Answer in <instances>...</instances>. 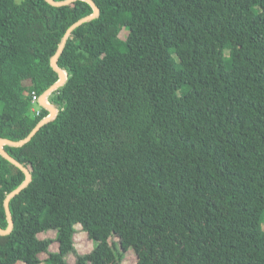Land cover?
<instances>
[{
	"label": "trees",
	"instance_id": "obj_1",
	"mask_svg": "<svg viewBox=\"0 0 264 264\" xmlns=\"http://www.w3.org/2000/svg\"><path fill=\"white\" fill-rule=\"evenodd\" d=\"M93 1L99 13L58 57L55 117L4 145L32 179L9 201L0 264H71L70 252L74 264H122L131 249L136 264H264V0ZM93 12L86 0H0V139L49 115L51 60ZM25 179L0 153L4 230ZM49 230L55 239L39 236Z\"/></svg>",
	"mask_w": 264,
	"mask_h": 264
},
{
	"label": "water",
	"instance_id": "obj_2",
	"mask_svg": "<svg viewBox=\"0 0 264 264\" xmlns=\"http://www.w3.org/2000/svg\"><path fill=\"white\" fill-rule=\"evenodd\" d=\"M50 3L54 4V5H65V4H69L72 1L75 0H64V1H55V0H48ZM88 1L94 8V12L81 18L80 20L76 21L74 24H72L70 26V28L68 29L67 33L64 36V39L57 51V53L53 56L52 60H51V64L53 66V68L58 71V73L60 74V79L54 83L52 86H50L40 97V103L42 106L46 107L47 109H49L50 113L47 117H45L43 120L40 121V123L31 131V133L24 139H21L19 141H14L11 139H7V138H3L0 139V153L3 154L4 157H6L9 161H11L12 163L16 164L17 166H19L21 169H23L26 173V179L25 181L16 189H14L6 198L5 200V207H6V212H7V216H8V220H9V226L6 230L2 229L0 227V233L1 234H6L9 231H11L12 227H13V218L11 215V211H10V205H9V201L10 199L18 194L19 192H21L25 187L28 186V184L30 183L31 179H32V174L31 172L28 170V168L26 166H24L21 162H19L16 158H14L10 153H8L5 148L4 145L5 144H11L14 146H20L23 145L24 143L28 142L33 135L39 130V128L47 121L51 120L52 118L55 117L56 113H57V108L51 104L48 100H47V96L56 88H58L59 86H61L66 78H67V73L66 71H64L62 68L59 67L58 65V57L65 45L66 39L68 37V35L70 34V32L76 28L77 26H79L80 24L84 23L87 20H90L92 18H94L98 13H99V8L98 6L95 4V2L93 0H86Z\"/></svg>",
	"mask_w": 264,
	"mask_h": 264
},
{
	"label": "rangeland",
	"instance_id": "obj_3",
	"mask_svg": "<svg viewBox=\"0 0 264 264\" xmlns=\"http://www.w3.org/2000/svg\"><path fill=\"white\" fill-rule=\"evenodd\" d=\"M121 38H126L128 35V29L124 28L121 32ZM36 107H39V105L36 103L35 104ZM209 198L211 199V201L214 203L215 206L218 207V209L223 212L226 210L225 205L215 196V195H210ZM56 231L55 230H49L43 233H40L39 236L41 238H47L50 237L52 239L56 238ZM233 237V238H232ZM229 238L231 239H227L225 240L226 244H234L237 245L239 247H243L242 249L244 251H246V254H249V252L247 251V243L244 242V239L241 238L240 236H230ZM116 241H118V238H114ZM75 241H76V247L77 250L81 253H88L93 249V241L90 239V237L88 236L87 232L83 230L82 226L80 224L77 225V232L75 234ZM51 250L52 251H56L58 250V243L57 242H53L52 246H51ZM47 253H42L41 257L42 259H46L47 258ZM259 256H253L252 258L253 260L259 259ZM66 260L71 263L74 264L75 263V254L73 252H70L66 255ZM137 262V254L135 253L134 250H129L126 252L125 254V258L122 261V264H136ZM16 264H25L24 262H18ZM40 264H46L45 261H43Z\"/></svg>",
	"mask_w": 264,
	"mask_h": 264
},
{
	"label": "built area",
	"instance_id": "obj_4",
	"mask_svg": "<svg viewBox=\"0 0 264 264\" xmlns=\"http://www.w3.org/2000/svg\"><path fill=\"white\" fill-rule=\"evenodd\" d=\"M38 99H39L38 96L34 92L33 100H38Z\"/></svg>",
	"mask_w": 264,
	"mask_h": 264
}]
</instances>
